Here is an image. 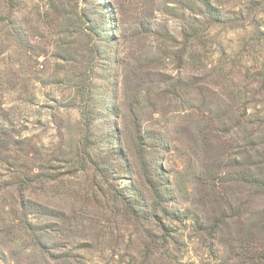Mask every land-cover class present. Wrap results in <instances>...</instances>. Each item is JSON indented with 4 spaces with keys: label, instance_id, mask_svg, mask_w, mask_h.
Wrapping results in <instances>:
<instances>
[{
    "label": "rangeland",
    "instance_id": "obj_1",
    "mask_svg": "<svg viewBox=\"0 0 264 264\" xmlns=\"http://www.w3.org/2000/svg\"><path fill=\"white\" fill-rule=\"evenodd\" d=\"M201 1L94 0L93 60L0 18V264H264V0Z\"/></svg>",
    "mask_w": 264,
    "mask_h": 264
},
{
    "label": "trees",
    "instance_id": "obj_2",
    "mask_svg": "<svg viewBox=\"0 0 264 264\" xmlns=\"http://www.w3.org/2000/svg\"><path fill=\"white\" fill-rule=\"evenodd\" d=\"M0 1L4 4L3 10H1L2 13H0V18L8 25L9 29L12 30L13 37H15L16 40L22 41L23 30L20 29L18 23H21L20 16L22 14V5L25 4L24 0ZM78 1L79 0H47L48 8L45 16L51 25L52 23H56L57 26H59L60 31L57 32L73 38L74 41L67 42L63 50L67 51L68 49H72L76 54L87 52L93 60L97 52L94 39L97 38L100 32L104 33L105 36H109L105 27L99 29L101 24L104 25L107 22V15L101 7L97 6L94 0H82L83 3L87 4L85 8L79 7ZM201 3L204 8V14L209 18L211 24L218 23V21L226 22L227 19H230L229 17H225L221 10L213 6L208 0H202ZM6 10L7 13H5ZM98 30H100V32ZM168 47L169 45H167V48ZM184 49L187 50L188 45H186ZM86 123L89 126V122ZM138 128L137 131L140 129ZM137 157L142 168V175L146 179L155 197L160 200L164 193L161 190L160 184L151 176L152 173L148 160L146 159V153L140 145L137 151ZM253 157L258 158L259 155L255 153ZM257 158L252 161L253 163L250 171H241L240 174L258 192L264 193V167L263 162L258 161ZM158 200L157 202L160 204Z\"/></svg>",
    "mask_w": 264,
    "mask_h": 264
}]
</instances>
